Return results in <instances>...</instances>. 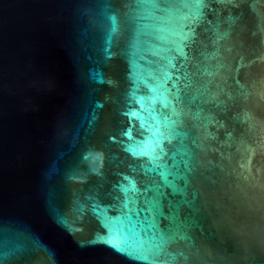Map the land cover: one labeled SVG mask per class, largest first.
Instances as JSON below:
<instances>
[{"label":"water","instance_id":"obj_1","mask_svg":"<svg viewBox=\"0 0 264 264\" xmlns=\"http://www.w3.org/2000/svg\"><path fill=\"white\" fill-rule=\"evenodd\" d=\"M159 2L0 0V264H264V0ZM141 229L164 250L107 242Z\"/></svg>","mask_w":264,"mask_h":264},{"label":"snow or ice","instance_id":"obj_2","mask_svg":"<svg viewBox=\"0 0 264 264\" xmlns=\"http://www.w3.org/2000/svg\"><path fill=\"white\" fill-rule=\"evenodd\" d=\"M81 2H87V0H81ZM93 3L96 4L97 11L106 17H108L112 22L113 25L116 23V17L112 14V7H111V0H92ZM129 2L139 3L140 0H129ZM149 2L152 4L153 8L161 9L162 11H169L171 12L172 9H165L162 7L159 0H149ZM186 38V37H185ZM178 51H182V47L177 49ZM171 78V74H167L163 83L159 86H151V91L155 93L151 97V105L150 108H152V118L155 121V126L153 129H151L152 137L159 141V143L153 144V146L149 149L148 147H145L141 151V155H148L152 158L153 162H156L158 157L155 156L156 148H160L161 155L163 156L166 154V149L163 147V140L164 139H171L173 135L175 134V127L180 121V118L185 114V97L181 92V89L178 85L174 82V87L176 88V91L173 96H169V92L171 89H168L166 87L167 80ZM163 88V91H160L159 89ZM141 101H143V97L140 98ZM157 100L160 101L162 108L168 109L170 108V112L168 114L163 115V119L161 120L160 114L157 113L154 110V105L157 102ZM143 107V104H142ZM135 115V113H133ZM147 123V121H145ZM161 124H163V128L161 127ZM164 129L168 130V135H164ZM149 143H152V141H149ZM184 166V172L181 174L182 179L184 181L183 186H180L175 181L169 180V176L175 175L172 173L168 165L165 163L161 165L160 167L162 170L160 171V176L163 178L164 182L166 184L172 185L173 188H175L178 192H183L184 194H187L188 186L191 183V175L194 171L192 167V158L189 156L188 159L183 161ZM133 204H135V201H132ZM141 209L139 207L130 208L128 210L127 215L129 218H131L133 212H135L137 215ZM172 227L175 229L176 232H180L182 229L187 227V224L184 219L181 218L179 212H177L172 217ZM132 228L135 229L136 226L132 225ZM152 228L155 229L156 225H152ZM135 238L140 249L142 251L148 252L150 255H156L159 252H162L164 249L161 244L154 243L150 238H148L143 230H136L132 233V235H125V238L122 240L113 241L112 239H109L107 242L112 244L117 250L123 251V248L125 245L132 242V239ZM101 240H104V237H100ZM144 259H147V256L144 257ZM173 261L175 260V257H172ZM152 264H157V261L153 260Z\"/></svg>","mask_w":264,"mask_h":264}]
</instances>
